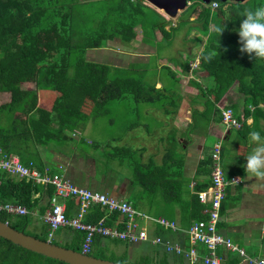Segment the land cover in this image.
Returning a JSON list of instances; mask_svg holds the SVG:
<instances>
[{
	"label": "trees",
	"instance_id": "1",
	"mask_svg": "<svg viewBox=\"0 0 264 264\" xmlns=\"http://www.w3.org/2000/svg\"><path fill=\"white\" fill-rule=\"evenodd\" d=\"M72 1L0 0V95L7 94L11 97L9 102L0 104V146L9 151H18L23 159L28 150L27 142L44 145L51 140L69 139L70 132L75 129L82 130L91 116L100 114L98 108L104 107L110 100L138 92L144 101L159 106L166 115H175L181 105L182 95H178L177 92L183 91L178 88V83L182 79L178 76L177 70L168 67L169 77L160 76L158 73L151 82H147L145 78L119 73L120 69H117L118 74H114L113 66L129 70L136 62L134 59L128 62L122 56L125 65L122 62L114 65L86 57L89 50L100 48L109 41L125 36L135 38V27L144 24L146 10L148 13L152 11L159 16L160 22L152 26L163 33L164 39L170 38L171 32L166 28L167 20L162 14L145 4L144 0H118L112 9L119 12V15L115 16L113 21H109L111 17L103 16L97 10L98 17L103 18L101 23L96 22V17L89 14L90 24L88 28L83 29L78 24L89 23L81 17V13L88 9H78L73 6ZM212 1H217L219 6L212 9L200 1L202 9L198 17L205 20L203 29L207 37L200 52L199 67L193 71L203 72L208 84L204 86L195 79L190 80L199 89L197 95L191 96L193 121L188 125L190 135L198 133L195 130L196 120L205 123L213 118L212 115L222 116L217 104L231 88H236L245 100L244 119L236 114L238 119L243 121L242 130L247 127L245 118L252 116L254 124L264 119L262 106L264 104V60L255 59L239 50L238 29L243 17L237 14L239 10L246 7L264 5V0ZM190 5L193 7V3ZM196 11L195 7L189 17H193ZM137 16L143 17L138 20ZM211 18L214 22L212 25ZM224 25V31L219 37L213 29ZM216 50H218L217 55L208 59L209 54ZM184 60L179 66L184 73L188 74L191 70V57ZM156 77L160 80V87H157ZM25 82H35L36 88H24ZM45 89H51L57 94L49 108L43 107L40 103L41 92L39 91H45ZM201 102L204 103V109L198 106ZM228 107L233 111L237 110L233 104L225 108ZM242 130L240 133L246 136ZM175 136L171 137V146L167 149L178 145L184 150L181 139L178 143L174 142L177 139ZM114 148L115 153L122 158L128 157L131 151L132 154L135 152L127 147ZM167 159L173 164L176 163L177 169L185 163L183 154L179 156L174 149L169 151ZM168 160L163 165V169L172 166L168 164ZM212 164V154L211 157H206L200 162L202 170L212 169ZM0 178L2 179L0 200L22 203L31 212L25 216H11L2 212L0 220L9 222L13 227L26 233L48 240L47 232L36 234L28 231L27 228L32 212L36 210L39 215H43L49 206L48 203L42 205L35 194H40L41 199L52 197L54 186L45 187L42 184L17 179L3 173H0ZM206 188L207 186L202 187L201 190ZM197 199L199 201L198 195ZM106 214L108 217L105 216ZM101 217H106L107 224L111 225L120 217V214L107 212L100 205L93 206L88 221L96 222ZM207 218L206 207L201 206L197 221ZM124 227L125 223L121 221L118 228L123 230ZM68 230L74 235L76 242L64 246L81 251L85 233L72 227H68ZM106 248L104 238L97 237L90 254L107 258L103 255L107 252ZM0 264L69 263L33 252L0 236Z\"/></svg>",
	"mask_w": 264,
	"mask_h": 264
},
{
	"label": "crops",
	"instance_id": "2",
	"mask_svg": "<svg viewBox=\"0 0 264 264\" xmlns=\"http://www.w3.org/2000/svg\"><path fill=\"white\" fill-rule=\"evenodd\" d=\"M100 1L101 0L84 1V4L90 5L89 14L94 15L96 18L98 17L96 7L98 5L107 4L109 0H103V2ZM147 5H149V3ZM161 11L162 10L158 12L160 13ZM164 17L166 20L171 18L168 14L164 15ZM194 19V17H191V20ZM152 24L154 25V23ZM142 25L144 26V24ZM142 25L139 24L138 30L141 34L135 30V38L125 36L121 39L109 41L107 43L108 45L105 46L109 47L106 48V50H113L114 48L118 46L121 47V45H123L126 49H128V52L125 53L126 56L123 57L124 60L126 59L129 62L130 60L134 61L137 59L143 60L145 58H149L150 54H153L155 50H151L150 46L148 47L146 41V36L148 33L144 30ZM166 28L169 31L172 30L168 23ZM159 31L160 30L158 28L151 26L149 33L152 32L157 37ZM160 40H164L163 36L160 38ZM92 50L99 51L100 48ZM196 55H193L191 59L200 57L199 54L197 56ZM124 60L122 64H124ZM178 69L180 70V68ZM155 79H157V77ZM155 81L160 83L159 79ZM235 89L236 88H233L232 94L229 92V90L223 99L217 104V106L221 110L222 114V108L233 104L237 108V110L234 109L235 116L238 118L237 115H240L242 118L243 104L245 100L241 94L235 92ZM177 93L178 95H182L181 103L187 98L186 102L191 108L190 117L192 118L193 105L191 96L197 95L199 92L196 94H189L188 91L184 92L183 90L182 92ZM233 94H236V96H233ZM145 106L146 108L143 109L144 113L141 115L142 117L140 116L135 120L129 121L126 125V130L120 137L114 136L108 141L102 143V146H120L130 148L133 149L137 155L141 156L140 162L138 164V161L134 159L129 160V165H134L135 167L137 165L144 164L143 169L135 170V180L133 179V175L131 176L133 178H130V176L127 178L124 176V174H120V172L112 170H109L107 176H104L102 173L98 178V171L95 170L97 168L95 154L90 152L83 155L76 152L80 146L82 147L84 144L89 145L90 142H92L91 139L85 135L87 126H85L82 130L75 129L73 132H70L71 137L66 140H51L49 143L44 145L34 144L31 141L27 142L26 146L28 147V150L26 151V157L24 159L20 156L18 151H9L2 146H0V148L8 153H14L18 155L24 163H33L39 170L44 171L45 168H49L50 172L61 173L65 178L69 179L75 185L104 193L122 201L130 202L139 212L150 216L149 220L140 221V225L145 227L148 232L149 240L147 241L132 243L119 237L115 238L111 236L97 235L96 238H104L107 252L115 253L120 256H128L130 258L138 256L139 258L148 259L153 264H205L204 257L208 254V249L204 243L192 242L188 233V229L192 223L198 220L199 209L201 206L206 207V209L211 207V204L209 203H203L200 201V199L198 201L197 195L200 191H202V187L204 188L207 186L206 189H208L212 183V169L207 168L202 170L200 162L205 158L204 151L207 148V137L215 136L218 140L214 141L209 147L208 157H211L212 150L215 148L214 145L216 143H221V165L223 166L226 175L228 177L240 176L242 178L241 183L232 184L228 186L226 190V196L222 201L221 217L218 223V230L222 234L231 238L232 242L238 246L239 250H244L246 256H242L238 250H231L224 245H221L217 248V253L221 258L222 264H252L248 260V257H264V180L252 177L245 171V165L247 162L246 157L249 155L252 147L254 146L249 143L248 134L255 130L258 131L262 137H264V119H260L256 124H254L252 116L245 118L247 127L242 130V120V126L240 128H227V126L222 122V116L218 115L221 122L219 127L215 128L216 124L218 123H216L214 126L213 124H209V126L207 125L206 128H202V133L198 131L199 133H194L191 135L195 142V146L197 145V141H199L197 149L198 151L195 154L191 151V149H189L190 144L186 143V146H184L185 152L183 154L185 163L181 168H179V170L176 168V163L173 164V162H170L167 159L169 156V151H171L167 148L171 146V137L173 135L175 136V133H177V136H179L183 141V128L188 127V125L193 120L188 117L180 116L182 115V110H179V112L175 115H167L169 116V120L163 121L160 119V113H163V111L159 106H155L151 103H146ZM198 106L201 109H204V103L201 102L198 104ZM262 106L264 107V104ZM212 116L213 118L216 117L215 119L217 120L218 116ZM242 119H244V117ZM140 126H143L149 133L156 131L158 134L159 139H152L157 143V146L153 147L155 149L151 148L150 152L154 150L153 153H145L147 152L146 144H148V142H140L142 132L135 130V128H139ZM221 126H223V128ZM172 127H174V134L172 133ZM233 130L239 131L240 139L235 138V141L233 142V148H228L224 146L223 143L224 141H227L231 138ZM240 130H242L243 134L247 137L243 136L240 133ZM111 141H114V145L110 144ZM144 142H146L145 146L143 144ZM96 145L100 146V141L97 140ZM160 147H162V149ZM142 149L143 151H141ZM155 150L158 152L155 153ZM130 153V155H132V151ZM159 153H162V155H159ZM130 155H128V157H130ZM156 160L160 161L159 165L161 166V169L160 173H158V176L154 175L155 173H153L152 177L151 171H149L148 168L154 169L155 165L157 164ZM167 160L168 164L172 166L163 169L162 167L165 165ZM0 173L39 184L34 180L22 178L7 172L1 171ZM1 184L2 179L0 178V186ZM44 186L46 187L48 185ZM35 197H39L42 205H47V203L49 204L43 215H39L38 211L36 210L32 212L33 214L31 215V220L28 227H30L32 232L36 234L45 232H47V235L49 234L50 225L46 222L44 215L52 207L54 198H56L58 203L65 205L66 213L69 217L77 215L80 209L79 200L77 198L72 196L65 198L58 196L56 195L55 187L52 197H45V199H41L40 194H35ZM46 199L48 200L46 201ZM7 202L17 203L14 201ZM95 205L104 207L107 212L110 211L108 207L101 204L91 205L88 209V212L85 214L84 221L92 222L88 221V216L92 207ZM6 213L11 216H25L31 212L27 208V212L23 215L11 214L8 212ZM119 214L120 217L116 219L113 224L109 225L107 222L106 224L111 227H120V222L122 221L123 223L124 218H122L120 212ZM105 216L108 217V214ZM158 217H166L169 220L175 221L177 223V229L163 227L156 221ZM68 227L69 226L60 227L58 230L61 229L62 233L59 235H57L58 230L54 232V238L57 237L64 242L59 243L61 245H70L73 242H76L74 235L68 230ZM156 237H161L164 241H169L172 244H179L186 251H189L191 248H195L197 250V258L193 259L183 252L178 253L175 250H168L167 246L163 243H153V240ZM54 238H52L51 241H53ZM48 240H50L49 236ZM144 244L146 245L144 250L138 249Z\"/></svg>",
	"mask_w": 264,
	"mask_h": 264
},
{
	"label": "rangeland",
	"instance_id": "3",
	"mask_svg": "<svg viewBox=\"0 0 264 264\" xmlns=\"http://www.w3.org/2000/svg\"><path fill=\"white\" fill-rule=\"evenodd\" d=\"M74 1V2H73ZM73 6H75L78 9L83 8L90 10V5L84 4L85 0H73ZM118 0H109L107 4H102L98 5L96 9L103 14V16H109L111 17L109 21H113L112 19L115 18V16L119 15V12L113 10L112 8L115 7L114 4ZM257 1V0H255ZM100 2H103L101 0ZM144 3L146 2L147 4L149 3L147 0L143 1ZM87 3V2H86ZM145 3V4H146ZM191 3H193V7H190ZM189 6L180 11L179 14L175 18H169L167 19V23L172 29L171 36L170 38L160 40L162 38L163 33L161 31L158 32L157 37L155 36L154 33L150 32V27L152 26V23L155 22H160V18L157 14H155L152 11H145L144 14V30L148 33L146 38H147V45L148 47L150 46L151 50H155L153 54H150L149 58H145L143 60L137 59L135 60V64L132 65V67L127 70L123 68H118L116 66L112 67V70L114 71V74H118L117 69H120L119 73H127L124 75L127 76H133L137 78H145L147 82H151L152 78L156 76L158 73H160V76L164 77H169L168 74V67H171L173 70H177L179 73L178 76L182 78L181 82L179 83L178 88L181 90H184V92L188 91L189 94H196L199 92V89L194 86V84L191 83L190 80L195 79L196 81L201 82L204 86H206L207 83V78H205L203 72L201 71H193L190 70L189 73H184L182 71L181 66H179L180 62L181 64L185 61L184 58L190 56L192 57L193 55H200V52L202 48L204 47V41L206 40V32L205 29H203V25L205 20L202 18L200 19L198 17L199 13L201 12V2L200 1H191ZM204 4V3H203ZM149 5H151L149 3ZM209 6V5H206ZM151 7V6H150ZM197 8V11L194 14V20L192 21L191 18L189 17L191 12ZM88 10H85L83 13H81V17H84L89 23H82L78 24L80 28L86 29L88 28L90 24V18H89V13ZM123 11V10H122ZM160 14L163 16L166 15L164 11H161ZM108 17V18H109ZM143 16H137L138 20H141ZM106 18V19H108ZM102 17L96 18V22L101 23ZM105 19V18H104ZM213 19L211 18L210 24L212 25ZM93 24V23H91ZM135 30L140 33L139 30V25L135 27ZM141 34V33H140ZM157 38V39H156ZM108 45L107 43L100 47L99 51L96 50H89L86 54V57L90 60H95V61H105L106 63H112L114 65H118L121 62H123L122 56H126L125 53L128 52V49H126L123 45L121 47H116L113 50H106L105 47ZM118 52V53H117ZM152 52V51H151ZM150 52V53H151ZM196 55V56H197ZM139 58V57H138ZM195 59H191L192 62V67L197 68V63L194 61ZM114 61V63H113ZM141 61V62H140ZM158 68V69H157ZM180 68V70L178 69ZM116 78L114 75H110ZM112 77V78H113ZM161 84L158 83L157 86H160ZM24 88L26 89H34L36 88V83H25L23 84ZM177 88V89H178ZM233 88L229 91L231 94L233 93ZM193 93H191V92ZM41 92L40 96V103L43 107L49 108L52 103L54 102L56 98V92L51 90V89H45V91L40 90ZM235 92L238 94H241L238 92L237 89H235ZM128 95V94H127ZM233 96H236V94H233ZM243 96V95H241ZM187 99V98H186ZM186 99L183 100L181 103L179 110H182V115L183 117H188L192 119L191 116V108L189 104L186 102ZM11 100V97L7 94L0 95V104L7 103ZM146 101L140 96V93L135 92L133 94H130L128 96H124L119 99H113L108 101L104 107L98 108L100 110V114L96 116H91L89 118V121L87 123V130H86V136L91 139L92 142L90 144H84L82 147L80 146L78 150L76 151L78 154H87V153H92L95 154V159H96V171H98V178L101 176L103 173L104 176L108 175L109 170L120 172V174H124L128 178H130L132 175L134 176V180L136 179V169H143L144 164L137 165L136 167L134 165H129V160L134 159L137 162V164L140 162L141 156L137 155L135 152L131 155V157H120L115 153V148L114 147H109V146H102V143L105 141H108L110 138L114 136H121L122 133L126 130V125L129 121L135 120L136 118L140 117L143 115V109L146 108ZM155 105V104H154ZM156 106V105H155ZM162 110V109H161ZM163 111V110H162ZM179 112V111H178ZM164 113V112H163ZM160 113V119L163 121L169 120V116L165 115V113ZM142 117V116H141ZM214 118H211L210 120H207L205 123L201 122L200 120H196L195 124V130L197 132H203L202 128H206L207 125L213 124V126L216 124L215 128L219 127L221 125L219 116L217 117V120ZM216 120V121H215ZM215 121V122H214ZM223 128V126H221ZM172 133L174 134V127L171 128ZM189 127H184L183 128V147L186 146V143H189V149H191L192 152L195 154L197 153L198 149V142L197 145L195 146V142L193 138L191 137L190 133L188 132ZM135 130H138L142 132V136L140 137V142H144V146L146 144V154L148 153H153L150 152L151 148L155 149L153 147L157 146L156 142L152 140L153 138L159 139L157 132L149 133L145 130L143 126H140L139 128H135ZM198 132V133H199ZM177 136V133H175ZM236 139H240V134L238 130H233L232 136L230 139L227 141H224V146L228 148H233V142ZM100 141V146L96 145L97 140ZM218 140L215 136H208L206 139V145L207 148L204 151V157H208V149L209 147L213 144L214 141ZM180 141V137L177 136V139L174 141L175 143H178ZM111 145H114V141L110 142ZM92 145V146H90ZM188 145V144H187ZM219 145L220 147L222 146L221 143H216L214 145L217 146ZM95 146V147H93ZM144 148V147H143ZM162 149V147H160ZM180 147L173 146L169 150L174 149L177 153L184 154L183 149H179ZM137 149V148H136ZM143 151V149L141 150ZM158 152L155 150V153ZM215 152L212 150V153ZM159 155H162V153H159ZM157 164L155 165L154 169L152 168L151 171V176L153 173L154 175L158 176V173H160L161 166L159 165L160 161L156 160ZM135 167V168H134ZM149 170V168H148ZM106 172V173H104ZM97 173V172H96ZM153 177V176H152ZM28 231H32L30 227L27 228ZM62 230L57 231V235L61 234ZM53 241L58 243H64L61 241L59 238L55 237ZM61 241V242H60ZM143 247V248H142ZM140 246L138 249L144 250L146 248V245L144 244L143 246ZM107 259H114L115 261H124L127 262L128 264H153L150 263L148 259L144 258H139L138 256H134L133 258H130L128 256H120L115 253L111 252H106L103 254Z\"/></svg>",
	"mask_w": 264,
	"mask_h": 264
},
{
	"label": "built area",
	"instance_id": "4",
	"mask_svg": "<svg viewBox=\"0 0 264 264\" xmlns=\"http://www.w3.org/2000/svg\"><path fill=\"white\" fill-rule=\"evenodd\" d=\"M209 6L215 9L219 6L217 1H211ZM197 63V68L200 64V57L194 60ZM191 70L196 68L192 67ZM222 122L227 128H240L242 121L238 119L232 108H222ZM212 158V183L206 190L198 193L201 202L211 204V207L206 209L208 213L207 219H202L191 224L188 229L192 242L204 243L208 249V254L204 257L205 264H222L221 258L217 253V248L221 245L238 250L242 256H246L244 250H239L231 238L222 234L218 230V223L221 217L222 201L226 196L228 186L242 182L240 176L228 177L221 165V147L215 146ZM7 172L12 175H17L22 178L34 180L43 185H53L56 195L61 197H75L79 200L80 209L77 215L69 217L66 213L65 205L58 203L56 198L53 199L52 207L46 212L44 218L50 225L48 234L50 240L54 238V232L60 227L69 226L85 232V237L82 242V252L90 254L93 250V245L97 235L119 237L125 241L136 243L149 240L148 232L145 227L140 225L141 220H149L150 216L139 212L130 202L122 201L104 193L93 191L82 186L73 184L64 175L58 172H50L49 168L44 171L39 170L33 163H24L20 157L14 153H8L0 148V172ZM101 204L108 207L109 212L118 211L124 218L125 227L120 230L116 227H111L106 224V217H101L97 222L84 221L85 214L91 205ZM6 211L11 214L23 215L27 212L26 206L18 203L3 202L0 200V212ZM156 221L165 228L177 229V223L169 220L166 217H158ZM153 243H163L168 250H175L178 253H185L193 259L197 258V250L191 248L189 251L184 250L179 244H172L169 241H164L161 237H156ZM248 260L252 264H264V257L251 258Z\"/></svg>",
	"mask_w": 264,
	"mask_h": 264
},
{
	"label": "water",
	"instance_id": "5",
	"mask_svg": "<svg viewBox=\"0 0 264 264\" xmlns=\"http://www.w3.org/2000/svg\"><path fill=\"white\" fill-rule=\"evenodd\" d=\"M157 11H164L175 18L180 11L186 9L193 0H147ZM210 4L212 0H197ZM223 2L227 0H221ZM244 2L246 0H234ZM0 236L14 244L44 256L64 261L69 264H128L115 260L86 254L82 251L66 247L51 240H44L13 227L9 222L0 220Z\"/></svg>",
	"mask_w": 264,
	"mask_h": 264
},
{
	"label": "clouds",
	"instance_id": "6",
	"mask_svg": "<svg viewBox=\"0 0 264 264\" xmlns=\"http://www.w3.org/2000/svg\"><path fill=\"white\" fill-rule=\"evenodd\" d=\"M237 14L243 17L238 29L239 50L250 57L264 60V5L246 7ZM224 27L216 26L213 30L220 37ZM217 52H211L208 59L216 56ZM248 135L249 143L254 146L246 157L245 171L252 177L264 180V137L255 130Z\"/></svg>",
	"mask_w": 264,
	"mask_h": 264
},
{
	"label": "bare ground",
	"instance_id": "7",
	"mask_svg": "<svg viewBox=\"0 0 264 264\" xmlns=\"http://www.w3.org/2000/svg\"><path fill=\"white\" fill-rule=\"evenodd\" d=\"M5 151V150H4ZM28 214V213H27Z\"/></svg>",
	"mask_w": 264,
	"mask_h": 264
},
{
	"label": "flooded vegetation",
	"instance_id": "8",
	"mask_svg": "<svg viewBox=\"0 0 264 264\" xmlns=\"http://www.w3.org/2000/svg\"><path fill=\"white\" fill-rule=\"evenodd\" d=\"M194 1V0H193Z\"/></svg>",
	"mask_w": 264,
	"mask_h": 264
}]
</instances>
